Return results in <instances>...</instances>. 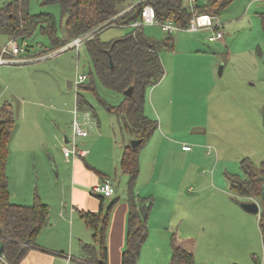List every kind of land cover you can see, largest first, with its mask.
<instances>
[{"label":"rangeland","instance_id":"374dc122","mask_svg":"<svg viewBox=\"0 0 264 264\" xmlns=\"http://www.w3.org/2000/svg\"><path fill=\"white\" fill-rule=\"evenodd\" d=\"M8 1L12 0H0V8ZM28 10L30 14L53 15L57 35L61 36L63 20L58 4L28 0ZM261 14L264 1L233 0L217 15L222 24V40L209 42L205 31L180 30L170 34L171 48L159 49L164 74L148 88L144 114L158 121L159 126L162 124L170 141L162 144L151 182L145 180L159 139L152 136L140 148L136 189L153 191L155 199L149 200L155 206L153 217L159 220L167 213L170 226L167 230L148 228L138 264H169L170 238L175 231L183 240L194 242L195 264H264L258 214H249L239 206L243 200L233 194L226 178L227 174L243 176L240 168L243 159L254 167L264 162ZM130 30L108 25L100 38L109 40ZM143 33L157 43L168 36L157 26H144ZM8 40L0 36V51ZM24 41L27 52L0 65V106L9 102L14 115L5 167L9 200L29 205L37 195L51 208L60 200L61 192H68L70 171L61 157L63 136L69 139L73 136L76 92L90 108L78 111V120L88 132L86 144H80L81 138H76L74 144L82 151L88 147L96 166L108 163L104 157L117 155L120 145L132 139L120 128L116 115L103 105H119L123 94L100 84L84 44L77 50L54 49L39 29ZM16 42L20 43V39ZM89 72L92 79L83 85L93 90L66 87L77 75ZM84 113L93 122L90 127L81 121ZM194 129L203 132H193ZM182 141L186 144L182 145ZM182 146L190 147L193 153L190 158L179 153ZM113 185L114 195L122 196L124 183L113 181ZM177 186L179 193L187 191L185 199L190 200L189 194L198 195L197 199L183 208L172 191ZM159 195L163 199L156 198ZM254 200L260 211V197ZM64 261L59 258L56 264Z\"/></svg>","mask_w":264,"mask_h":264},{"label":"trees","instance_id":"16d2710c","mask_svg":"<svg viewBox=\"0 0 264 264\" xmlns=\"http://www.w3.org/2000/svg\"><path fill=\"white\" fill-rule=\"evenodd\" d=\"M137 0H44V3H55L60 7V18L63 22V33L57 35L54 16L49 13L30 14L28 0H12L0 8V36L15 40L31 37L36 29L45 34L51 48L64 47L74 38L92 32L86 40V51L91 58L94 73L100 84L110 90L123 93L130 86V96H124L117 106L103 103L107 111L114 113L120 122V128L131 136L139 139L140 144L131 147L124 143L119 160L121 173L127 175V191L133 195L134 186L139 175V150L158 129V121L147 118L144 114L145 96L148 88L155 85L163 76L164 69L159 57V49H169L173 41L171 33L157 43L143 33V27L133 29L118 37L103 40L98 32L101 25L114 17L125 5ZM233 0H198L197 9L200 13L219 15ZM150 5L155 17L160 22L171 21L176 26L185 29L188 26L190 13L184 0H144L134 5L128 12L115 21L125 28L131 21L138 18L144 5ZM261 27L264 32V14H261ZM101 26L100 28H98ZM113 27V26H112ZM61 28V27H60ZM98 28V29H97ZM109 28V27H108ZM97 29V31H93ZM112 62L110 67L109 61ZM87 79H92L91 72ZM85 83V82H84ZM78 85L81 89L92 87ZM75 105L79 111L90 108L87 101L76 92ZM14 127V115L11 104L4 102L0 106V243L4 261L0 264H20L25 255L33 249L41 250L36 237L40 230L49 222V206L43 203L37 195L29 205L11 203L9 200L8 179L6 177L8 142ZM243 176L227 174L230 189L243 201H255L260 197L261 210L258 214V227L264 252V162L258 167L247 159L240 162ZM100 206L97 212H80L84 224L93 231V238L99 247L97 256L94 245L83 244L82 264H106V219L115 201L105 209L103 216L102 196L98 197ZM131 199V198H130ZM256 202V201H255ZM146 206V217L142 219L133 198L129 200L125 249L121 254V264H137L140 249L148 236L147 213L151 207L150 201H142L140 206ZM170 264H195L194 242L183 240L172 234L170 238Z\"/></svg>","mask_w":264,"mask_h":264},{"label":"crops","instance_id":"0c3cea01","mask_svg":"<svg viewBox=\"0 0 264 264\" xmlns=\"http://www.w3.org/2000/svg\"><path fill=\"white\" fill-rule=\"evenodd\" d=\"M131 5L132 3L126 5L125 7H123V9ZM86 116H88V113L83 114L81 121L86 123L84 126H89L93 122L90 119L89 123L86 122ZM159 127L161 131H159ZM197 132L202 133L203 130ZM64 136L63 143L65 138ZM152 136L153 138L159 140L156 145L157 153L152 160V168L145 182H151L154 179L155 166L157 164V161H159V154L162 144L163 142L170 141L165 135V130L162 124H160V126L158 124V129L153 133ZM76 138H81L80 144L84 146V144H86V138H88V134L86 137ZM123 144L124 143L120 145L121 152ZM183 144L186 143L182 141V145ZM83 150L85 153L82 156L66 158L62 155V162L65 163L70 171L69 187H67L68 192L64 191L65 193L63 194L61 192L62 196L60 200L51 208L49 207V222L40 230L36 237V242L42 249L30 250L22 259L20 264H56L57 261H59V258H63L65 260L64 264H82L80 258L82 254L81 247L83 244L94 245L96 247V254L98 256L99 247L97 246V242L93 238L94 233L89 227L84 224L79 214L82 211L92 213L98 211L100 206V201L98 199L99 196L93 195L91 193V187L95 184L101 183L104 178H109L112 182V185L114 181V183L117 182L118 184L124 183L125 186L124 194L122 196H119L118 193H116L115 195L113 194L114 196L112 195L110 197H102L103 216H105L104 212L108 205L111 202L115 201L114 205L107 213L106 219V264H121V254L125 249L129 200L133 198V202L138 209L142 201L147 202L149 200L155 199L153 191L150 190L147 192L142 188L136 189L135 184L133 195L130 196L129 192L127 191L128 177L127 175L121 173L119 169V159L121 157L120 151L117 150V155L104 157V160L108 163L96 166L92 162L91 150L88 147H84ZM179 151V153L182 154V156H184L186 159L190 158L193 155L192 150L185 151L182 150V147H180ZM51 160L52 159L50 157V161ZM54 167L57 168L56 166ZM179 189L180 186H177L174 190L172 189V191H174L173 194L176 196L177 202H181L180 205H182V207L185 205L187 207L190 206V204L198 197V195L189 194L188 197L190 198V200L185 199L183 195L187 194V191L183 189L182 192L179 193ZM58 198L59 196H56V200ZM156 198L163 199V196L159 195L156 196ZM54 200L55 199H53V201ZM154 207V205L151 206L147 213V229L150 228V230H167L170 226V221H167V213H165L164 216L159 220H155L156 218L153 217ZM159 216H161V214ZM175 232L177 238L182 239V237L179 236L178 232Z\"/></svg>","mask_w":264,"mask_h":264},{"label":"built area","instance_id":"2783aa9c","mask_svg":"<svg viewBox=\"0 0 264 264\" xmlns=\"http://www.w3.org/2000/svg\"><path fill=\"white\" fill-rule=\"evenodd\" d=\"M144 0H140L142 2ZM264 1V0H260ZM138 3V2H137ZM136 4V3H135ZM135 4H132L129 7H126L119 11L114 17L105 21L101 26L98 32L104 30L109 25L110 27L119 26L122 27L124 25L116 24L115 21L119 18L122 14L131 10ZM184 4L187 7L190 18L188 22V26L185 29H182L176 26L171 21L160 22L156 19L154 10L148 4L144 5L140 15L135 20L131 21L127 27L137 29L141 26H157L165 33H172L175 31L186 30V31H205L208 33V41L215 42L221 40L223 38V31L221 30L222 24L219 22V19L214 14L209 13H199L197 9L198 0H184ZM99 26L98 28H100ZM97 28V29H98ZM94 29L93 31H97ZM92 36V32L89 31L85 34H82L73 40H71L68 44H66L63 49L65 48H75L76 50L80 48V46ZM27 52V44L24 40H20V43H17L15 39L9 38L8 42L4 46V48L0 51V65L9 63L11 58H19V55L24 54ZM87 75L81 74L77 75L75 81L72 82V86L78 87V85L84 83L87 80ZM78 109L75 105L73 110V121L71 123L73 129V136L69 139L68 143L62 147L63 156L66 158L69 157H76L82 156L85 152L82 150H78L76 145L74 144V140L76 137H86L88 132L85 131L82 127L81 122L78 120ZM89 117L86 116V122L89 123ZM83 122V121H82ZM84 125L86 124L83 122ZM69 143H73L72 146H68ZM182 150L188 151L190 147L182 146ZM91 193L93 195L102 196V197H110L115 193L114 187L112 182L109 178H104L101 183L95 184L91 187ZM0 260L4 261L3 256L0 254Z\"/></svg>","mask_w":264,"mask_h":264},{"label":"water","instance_id":"95a60500","mask_svg":"<svg viewBox=\"0 0 264 264\" xmlns=\"http://www.w3.org/2000/svg\"><path fill=\"white\" fill-rule=\"evenodd\" d=\"M110 63V67H112V62L111 60L109 61ZM219 75H221L222 73V67L219 68L218 70ZM67 88H71L72 87V83L71 82H67L66 84ZM132 92V87L130 86L129 88H127L125 91H123V95L124 96H130ZM263 124H264V115H263ZM197 131H202L201 129H194L193 132H197ZM64 143H68L69 142V138L65 135L64 136ZM130 146L131 147H136L137 145L140 144V140L139 139H132L130 141ZM262 200H264V191H263V195H262ZM239 206L247 213L252 214V215H257L259 214V205L257 202L255 201H242L239 203ZM138 212L139 215L142 219H144L146 217V206H140L138 208ZM2 253V244L0 243V254Z\"/></svg>","mask_w":264,"mask_h":264}]
</instances>
